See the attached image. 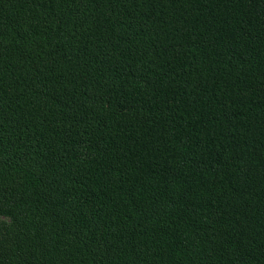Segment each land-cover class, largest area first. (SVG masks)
I'll return each mask as SVG.
<instances>
[{
	"label": "trees",
	"instance_id": "obj_1",
	"mask_svg": "<svg viewBox=\"0 0 264 264\" xmlns=\"http://www.w3.org/2000/svg\"><path fill=\"white\" fill-rule=\"evenodd\" d=\"M0 264H264V0H0Z\"/></svg>",
	"mask_w": 264,
	"mask_h": 264
}]
</instances>
